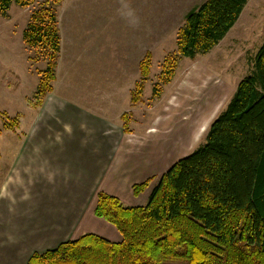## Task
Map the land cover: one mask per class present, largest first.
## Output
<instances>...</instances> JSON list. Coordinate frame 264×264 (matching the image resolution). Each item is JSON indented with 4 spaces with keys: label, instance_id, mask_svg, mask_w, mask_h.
<instances>
[{
    "label": "rangeland",
    "instance_id": "rangeland-1",
    "mask_svg": "<svg viewBox=\"0 0 264 264\" xmlns=\"http://www.w3.org/2000/svg\"><path fill=\"white\" fill-rule=\"evenodd\" d=\"M205 1L37 0L27 8L12 5L6 16L0 15V186L7 170L18 163V150L33 128L34 109L28 107L27 99L35 92L46 68V60L26 44L23 32L33 11L51 5L57 12L60 52L62 48L67 59L71 57L68 82L73 100L106 104L118 91L111 87L117 75L132 83V93L135 82L141 79L139 62L147 52L150 54L140 99L131 102L134 110L124 112L121 118L128 133L133 132L128 137L131 149L123 158L124 168H118L115 177L108 173L105 178L115 190L113 197L124 206H144L158 177L203 141L210 122L223 110L237 83L249 73L264 40V0H248L235 25L208 54L194 60L172 56L169 62H173V72L165 83L162 71L170 68L166 59L176 52L177 31L186 14ZM84 37L91 39L90 48ZM85 48L92 61L81 76ZM63 61L62 58L61 64ZM15 167L10 184L2 190L5 203L10 211L18 202H28L34 209L41 200L36 198L33 178L17 182L18 164ZM144 173L151 179L142 192L135 194L132 186L145 181ZM94 203L91 200L89 210ZM92 217L103 222L96 224L98 229L106 226L119 234L109 223ZM83 234L86 232L81 229L66 239ZM4 235L6 243L17 242L12 233ZM31 235H25L26 239H32ZM46 238L39 233L32 241L39 244ZM46 250L48 247L30 249L27 259L32 253Z\"/></svg>",
    "mask_w": 264,
    "mask_h": 264
},
{
    "label": "trees",
    "instance_id": "trees-1",
    "mask_svg": "<svg viewBox=\"0 0 264 264\" xmlns=\"http://www.w3.org/2000/svg\"><path fill=\"white\" fill-rule=\"evenodd\" d=\"M36 1L0 0V15L6 16L12 5L27 8ZM247 1L206 0L189 11L176 34V52L166 59L165 83L173 72L172 56L194 60L208 54ZM23 39L46 60L27 99L28 107L37 109L53 90L60 52L57 12L51 5L32 12ZM149 64L147 52L139 62L141 79L132 103L140 99ZM122 128L128 133L125 124ZM150 179L133 185V193L142 192ZM93 213L118 231L120 242L86 233L32 253L27 264H264V40L203 141L158 177L146 204L124 206L98 191Z\"/></svg>",
    "mask_w": 264,
    "mask_h": 264
},
{
    "label": "crops",
    "instance_id": "crops-1",
    "mask_svg": "<svg viewBox=\"0 0 264 264\" xmlns=\"http://www.w3.org/2000/svg\"><path fill=\"white\" fill-rule=\"evenodd\" d=\"M83 41H87L90 48L91 39L84 37ZM88 52L85 48L82 53L81 76L92 61ZM62 58L65 61L61 64ZM67 58L61 48L53 90L42 105L33 110V128L18 150L17 182L32 177L33 190L41 203H36L34 209L28 202L15 203L11 211L7 207L2 190L10 184L17 165L15 162L7 170L0 186V264H25L30 249H54L81 229L110 242L121 240V236L111 228L96 227L103 222L92 217L95 215L93 208L89 210V204L93 199L95 202L98 191L116 195L105 178L108 173L114 176L118 168H124L123 158L131 149L128 137L133 132H123L121 117L124 112L134 110L130 107L133 85L117 75L111 87L118 91L109 102L104 105L80 103L70 97L68 76L71 57ZM150 176L144 173L142 178L146 181ZM87 215L90 216L84 222ZM5 233H12L17 242L6 243ZM39 233L47 235V238L38 244L32 239ZM27 234H32V239H26Z\"/></svg>",
    "mask_w": 264,
    "mask_h": 264
}]
</instances>
